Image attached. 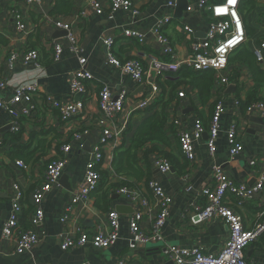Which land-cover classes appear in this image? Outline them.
<instances>
[{
    "label": "crops",
    "instance_id": "crops-1",
    "mask_svg": "<svg viewBox=\"0 0 264 264\" xmlns=\"http://www.w3.org/2000/svg\"><path fill=\"white\" fill-rule=\"evenodd\" d=\"M99 1L104 8L101 15L91 9L88 0H42L40 5H28L24 0H0V83H7L4 89L0 88V102L11 101L15 88L23 83L33 82L39 88V95L34 97L33 103L36 109L30 117H22L15 125L18 131H13L9 113L0 108V136L5 141V146L0 149V264H119L122 260L127 264H174L165 255V250L172 247L201 249L206 254L217 255L228 239L226 224L221 219H215L194 227L188 223L187 214L204 205L205 198L201 193L204 188L214 185V167H221L234 182L250 186L264 171L263 121L259 112L251 114L248 109H243L252 93L264 102V65L257 62L254 65L259 72L252 66L229 64L227 74L230 83L222 87L215 83L212 99L206 105H202L198 92L190 85H181L177 92L184 90L186 97L180 98L176 92L166 108V133L171 144H156L159 151L155 152H151L154 148L151 144L137 151L136 167L143 173L142 180L116 171L118 162L124 156L116 158V153L130 150L138 129L161 111L163 93L165 101L171 97V84L166 83L165 78H157L154 69L159 63H169V59L161 54V47L153 35L157 22L167 16L172 17L163 32L174 45L177 60L183 65L189 59L192 44L206 39L213 15L199 8V0H131L132 8L138 11L137 16L125 10L111 14L108 0ZM179 1L184 6L180 12L177 8ZM171 2L173 5H170ZM256 2L257 8L246 22L254 30L245 44L252 53L264 41V0ZM18 15L26 25L24 33L17 28ZM58 20L72 25L82 47V55L88 61L87 69L94 76V80L87 84V95H81L80 101L85 105L83 115L68 124H63L58 112L45 101L46 96L65 103L77 102L79 96L73 95L70 85L71 78L79 69V60L69 49L68 33L55 26ZM128 29L146 35V43L141 45L136 40L125 38L123 33ZM107 37L115 39L117 57L122 60L139 59L150 82H165L157 100L148 109L138 110L142 99L141 87L109 64L103 42ZM57 44L64 48L59 62L54 61ZM29 51L39 54L37 64H19L14 69L9 68L8 59L12 53L26 54ZM170 78L171 82L179 80L175 75ZM104 86L112 90L114 97L127 92L124 111L115 121H102L99 93ZM218 101L223 102L226 110L221 118L216 152L214 155L209 152L206 143L208 131L205 129L201 141L195 143L196 162L190 163L181 152L179 131H189L201 119L208 125ZM23 106H28V103ZM233 124L238 126V136L244 147L236 157H232L229 151L228 133ZM106 128L112 129L117 138L103 147L104 161L100 167L102 173H107L109 184L118 188L109 192V199L100 203L105 208H101L97 206L95 195L100 182L88 203H81L67 212ZM76 132L85 134L80 140H75L72 136ZM67 144L72 145L68 165L59 184L44 200L45 217L38 228L42 232V241L32 251L18 255L14 243L5 240L2 233L12 210L14 186H19L23 192L20 227L30 226L29 210L33 208L32 214L34 212L33 193L44 183L46 164L57 158L61 147ZM157 153L171 163L170 173L162 174L153 167ZM25 159L33 160L25 164ZM17 161H21L25 168L19 167ZM254 161L256 164L252 165ZM152 180L157 181L173 198L170 217L162 231L163 241L139 245L131 250L130 220L133 214L143 210L140 226L145 232L152 229L157 215L156 200L149 189ZM188 188L191 190L188 191ZM121 189H129L146 198L148 209L131 204L128 197L120 193ZM233 201L232 208L242 216L247 229L264 221L262 195L244 205ZM121 205L127 208L123 213L119 212L120 238L114 246L106 250H98L91 244L70 251L62 249L63 239L77 236L79 231L90 235L99 231L108 232V213ZM245 256L250 264H264V235L246 249Z\"/></svg>",
    "mask_w": 264,
    "mask_h": 264
},
{
    "label": "built area",
    "instance_id": "built-area-1",
    "mask_svg": "<svg viewBox=\"0 0 264 264\" xmlns=\"http://www.w3.org/2000/svg\"><path fill=\"white\" fill-rule=\"evenodd\" d=\"M28 5H40L42 0H24ZM111 14L119 10L129 11L138 15V11L132 8L131 0H108ZM241 0H199L201 10L210 11L213 15L207 31L206 39L192 44L189 59L182 65L177 60V53L170 39L164 35V28L171 23V16L159 20L154 28L153 35L158 45L161 47V54L169 59V63L157 64L155 73L157 78L169 79L170 73H177L182 67L187 66L194 71L214 70L216 73V83L218 87L228 85L229 57L232 53L239 50L247 43L246 30L242 18L238 12ZM89 6L97 14L104 13V8L99 0H88ZM170 5H173L171 2ZM55 26L68 33L70 51L76 55L79 60V69L71 78V90L73 95H87V84L94 80V76L87 69V59L82 55V47L72 30V25L65 21H55ZM17 28L24 33L26 25L21 16H17ZM186 31H190L186 28ZM125 38L136 40L141 45L145 44L146 35L134 30L128 29L123 33ZM106 56L110 65L122 71L129 76L138 87H143L142 99L138 110L148 109L161 93V88L156 82H150L147 72L139 59L122 60L114 52L115 39L107 37L104 39ZM54 61L59 62L64 54L62 45L55 46ZM254 55L260 65H264V41L255 50ZM39 54L36 51H29L26 54L18 52L12 53L8 59V66L14 69L17 65L28 66L32 63L37 64ZM6 81L0 83V88L4 89ZM39 95V88L36 83H23L15 88L14 96L11 101L0 102V108L9 113L13 120L12 129L18 131L17 123L22 117H30L36 109L33 105L34 97ZM180 98H185L186 93H179ZM127 98V92L120 93L114 97L112 90L104 86L99 93V109L101 111L102 121H115L116 117L124 111ZM46 104L56 110L63 124H68L74 119L83 115L85 105L82 101L65 103L55 97H46ZM28 103V106H23ZM239 103V102H238ZM223 102L218 101L208 130L207 146L211 155L216 152V142L219 135L222 115L225 113ZM259 112L263 121V140H264V102L253 103L248 112L253 114ZM205 128L200 120H197L193 127L187 131L181 129L178 134L179 144L183 156L190 162H196L195 143L201 141L205 134ZM87 133V132H86ZM84 132H76L72 138L80 140ZM117 134L112 129H105L99 144L93 153V160L88 164L85 178L79 187L77 193L72 197L67 212H71L75 206L81 203H88L93 193L98 190L101 182V174L98 167L103 163L102 149L114 139ZM229 151L232 157L240 155L244 147L238 136V126L233 124L228 133ZM5 146L4 139L0 136V149ZM72 152V145H63L57 158L46 164L44 183L38 186L33 193L34 213L31 215L29 230L20 227V221L23 215V192L19 186H14V196L12 199V210L3 225V237L15 245V253L22 255L32 251L42 241V232L38 228L44 221L43 204L46 196L52 189L59 184L66 166L68 165L69 155ZM256 161L252 162L255 165ZM19 167L25 168L21 161H17ZM153 167L162 174H168L172 171L171 163L164 157L157 156L153 161ZM214 185H209L202 191L205 198L204 205L197 206L191 213L187 214L188 223L191 226L198 227L208 221L221 219L228 227V239L224 247L217 255H209L201 249H181L172 247L165 250V255L174 264H250L248 263L245 251L258 242L264 235V221L257 223L253 228L247 229L241 215L232 208L233 203L239 205L249 203L254 197L262 195L264 197V171H262L254 185L246 183H236L221 167L213 168ZM149 189L156 200L157 215L153 227L149 232L143 231L141 222L144 212L138 211L133 214L130 220L131 245L130 249L135 250L139 245L151 243H160L163 241V229L170 217V208L173 198L164 190V188L155 180L150 181ZM191 188H188L190 191ZM120 193L127 196L131 204H136L142 209H148L149 202L140 194L129 189H121ZM67 217V216H66ZM64 217L63 222L66 221ZM120 213L117 210H111L108 213L109 231H99L90 235L85 231H79L77 236H67L62 241V249L70 251L79 247H85L89 244L98 250H106L114 246L120 238ZM89 264V263H83ZM119 264H127L122 260Z\"/></svg>",
    "mask_w": 264,
    "mask_h": 264
},
{
    "label": "trees",
    "instance_id": "trees-1",
    "mask_svg": "<svg viewBox=\"0 0 264 264\" xmlns=\"http://www.w3.org/2000/svg\"><path fill=\"white\" fill-rule=\"evenodd\" d=\"M257 2L256 0H242L240 3V7L238 9V12L242 18L247 38H250V36H253L254 30L246 24L248 17L251 15V13L257 8ZM258 63L256 56L254 53L250 52L245 45L244 47H241L239 50L235 51L231 54L229 57V64H241V65H247L252 66V68L259 72V69L255 67L254 63ZM259 64V63H258ZM175 75L176 77H179V80L171 82L169 78L165 82H169L168 84H171V96L167 101H165L163 93V97L160 100L161 104V111L156 113L155 115L151 116L146 122L138 129L134 136L133 144L130 150H128L125 153H120L119 151L116 153V158H120L123 156L120 162H118V167H116V171L118 173L125 172L126 174L130 176H135L138 180L143 179V173L141 170L136 167L137 163V151L144 148L145 146L151 144L154 145L153 150L151 152L159 151V148H157L156 144H164L169 146L171 144L169 137L166 133V126H167V112L166 108L170 104V102L174 99V96L177 92V89L184 84L190 85L194 90H196L199 94L200 101L202 105H206V103L210 102L212 99V92L213 87L216 83V73L214 70H207V71H194L193 69L184 66L182 67L177 73H171L169 74ZM165 82H159V86L162 90V85ZM166 89V87H164ZM178 93V92H177ZM179 96V93H178ZM256 94L252 93L249 97L248 101L243 105V109L247 111V109L251 106L252 103L255 102H262L263 100L256 99ZM251 101V102H250ZM241 104V103H240ZM216 106V104H215ZM215 106L213 109V112L210 117L209 124H205L204 121L201 119L203 126L208 131L210 129L211 120L215 111ZM158 156L163 157L160 153H157ZM169 159V158H168ZM33 159H25L24 163L28 164ZM101 174V185L99 187V190L95 193L98 202L97 206L101 208H105V206H102L100 203H103L109 199V192L111 190H115L118 187L116 185L109 184V178L107 173L101 172V167L97 168ZM33 208L29 210L30 215H32ZM34 213V212H33ZM29 215V217H30ZM23 216V215H22ZM30 226L27 224L23 227V229L29 230L31 228V223L29 221Z\"/></svg>",
    "mask_w": 264,
    "mask_h": 264
},
{
    "label": "water",
    "instance_id": "water-1",
    "mask_svg": "<svg viewBox=\"0 0 264 264\" xmlns=\"http://www.w3.org/2000/svg\"><path fill=\"white\" fill-rule=\"evenodd\" d=\"M184 1V0H183ZM181 1H179V3L177 4V8H178V11L180 12L182 9H183V5H182V3H180ZM185 2V1H184ZM185 10V9H184ZM140 91H143V87H141V89H140ZM80 99H81V95H79L78 97H77V102H79L80 101ZM9 129H11V127H9ZM127 207H125V206H118L117 207V211L118 212H120V213H123L124 212V210L126 209Z\"/></svg>",
    "mask_w": 264,
    "mask_h": 264
},
{
    "label": "rangeland",
    "instance_id": "rangeland-1",
    "mask_svg": "<svg viewBox=\"0 0 264 264\" xmlns=\"http://www.w3.org/2000/svg\"><path fill=\"white\" fill-rule=\"evenodd\" d=\"M171 74V73H170ZM169 77H170V75H169ZM182 91H184V90H182Z\"/></svg>",
    "mask_w": 264,
    "mask_h": 264
}]
</instances>
